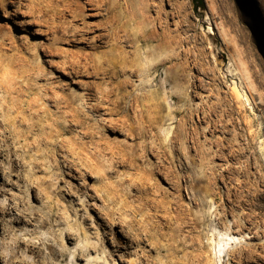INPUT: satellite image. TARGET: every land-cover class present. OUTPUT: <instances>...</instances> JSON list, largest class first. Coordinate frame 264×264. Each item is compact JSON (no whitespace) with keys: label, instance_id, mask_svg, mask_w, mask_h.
Wrapping results in <instances>:
<instances>
[{"label":"rangeland","instance_id":"374dc122","mask_svg":"<svg viewBox=\"0 0 264 264\" xmlns=\"http://www.w3.org/2000/svg\"><path fill=\"white\" fill-rule=\"evenodd\" d=\"M204 2L0 0V264H264V0Z\"/></svg>","mask_w":264,"mask_h":264},{"label":"bare ground","instance_id":"6f19581e","mask_svg":"<svg viewBox=\"0 0 264 264\" xmlns=\"http://www.w3.org/2000/svg\"><path fill=\"white\" fill-rule=\"evenodd\" d=\"M209 32L210 33H214V28L213 27H209ZM210 44V43H209ZM158 46V45H157ZM158 49V48H157ZM164 50V49H163ZM146 58V56H145ZM232 63V62H231ZM231 65V64H230ZM233 65V64H232ZM234 67V65H233ZM232 67V68H233ZM230 68V67H229ZM230 68V69H232ZM235 68V67H234ZM145 71V70H144ZM234 71V70H233ZM235 74V73H234ZM246 75H248V73H246ZM235 81V80H234ZM239 82H241L239 80ZM243 85V83H242ZM244 86V85H243ZM247 87V86H246ZM233 93L235 94V96L240 99L244 105L248 106V109L250 108V112L252 115H257L253 102H252V97H250V95L247 93L246 90H244L237 82H233V85L231 87ZM159 90V89H158ZM164 92V91H163ZM163 94V93H162ZM165 94V93H164ZM234 96V97H235ZM153 98V97H152ZM163 98V97H162ZM237 100V99H236ZM154 101V100H153ZM162 101V100H161ZM239 100H238V104H239ZM164 106V105H163ZM242 106V105H241ZM166 107V106H165ZM247 109V108H246ZM253 118V117H252ZM248 119V118H246ZM249 120V119H248ZM247 120V121H248ZM252 120V119H251ZM161 124V123H160ZM171 124V123H170ZM253 124V123H252ZM251 124V125H252ZM262 125V124H261ZM260 125V126H261ZM262 127V126H261ZM251 129V127L249 128ZM261 132V129H260ZM252 134V133H251ZM262 135V134H261ZM259 136V135H258ZM168 137V136H167ZM260 138V137H259ZM264 138H262L261 140V148H264ZM165 151V150H164ZM261 152V151H260ZM262 154V153H261ZM264 154V153H263ZM67 233V232H66ZM84 233H86V231H84ZM234 233V232H233ZM226 234V233H223ZM76 235V234H75ZM227 237L225 238V240H218V236L215 233H211L210 237H209V253H210V259L211 261H216V259L219 258V260H221V264H225L223 261V258L226 256V253H228L232 248L234 244H238L241 242V240H239V236L235 235V234H226ZM71 236V234H70ZM73 236V234H72ZM246 237V236H245ZM26 242V241H25ZM23 241L22 240H18L16 247L18 249L20 245H23ZM54 246V245H53ZM26 250L28 253H31L34 255L35 257V264H57V260L58 258L61 256L60 252L58 249H56V247H52L51 249V254L49 256H44L42 255V249L39 245L37 244H33L31 242L27 243L26 242ZM93 247L90 248H86V251H90L93 250ZM226 249V250H225ZM6 252V251H5ZM18 252V251H17ZM91 252V251H90ZM231 253V252H230ZM74 257H73V263L74 264H78V256H83L86 255L88 256V260H87V264H111L110 261L102 256H98V255H93L91 253L86 254L83 250L78 252V255H76V252H74ZM232 255V253H231ZM37 258V259H36ZM229 261V260H228ZM226 261V262H228ZM212 263V262H211ZM210 263V264H211ZM22 264V263H21Z\"/></svg>","mask_w":264,"mask_h":264},{"label":"trees","instance_id":"16d2710c","mask_svg":"<svg viewBox=\"0 0 264 264\" xmlns=\"http://www.w3.org/2000/svg\"><path fill=\"white\" fill-rule=\"evenodd\" d=\"M196 4H195V10H197L198 8H202L205 9L206 5L204 0H193Z\"/></svg>","mask_w":264,"mask_h":264}]
</instances>
